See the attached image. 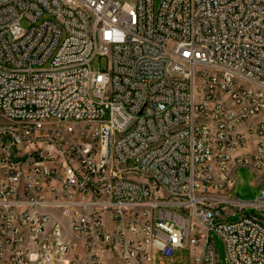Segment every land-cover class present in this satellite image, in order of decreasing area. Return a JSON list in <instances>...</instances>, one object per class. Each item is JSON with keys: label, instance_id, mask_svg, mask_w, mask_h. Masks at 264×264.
Segmentation results:
<instances>
[{"label": "built area", "instance_id": "built-area-1", "mask_svg": "<svg viewBox=\"0 0 264 264\" xmlns=\"http://www.w3.org/2000/svg\"><path fill=\"white\" fill-rule=\"evenodd\" d=\"M0 114V264H264V0H0Z\"/></svg>", "mask_w": 264, "mask_h": 264}, {"label": "rangeland", "instance_id": "rangeland-1", "mask_svg": "<svg viewBox=\"0 0 264 264\" xmlns=\"http://www.w3.org/2000/svg\"><path fill=\"white\" fill-rule=\"evenodd\" d=\"M22 25L24 27H28V22L23 21ZM94 65V67H98V61L94 63ZM7 124V119L0 114V126H5ZM250 143L252 147L254 144V139H252ZM135 165L136 163L134 162V160H128L126 163L127 168H133L135 167ZM262 191H264V168L253 170L248 166H241L235 173V184L233 188L228 189L226 193L230 192L231 196L235 200L249 204L251 202H254L257 197L261 195ZM243 212L247 214H253L254 216L262 219L260 213L250 207H247L245 210H243ZM241 216L242 211L229 208L224 214L223 221L228 223L236 222L241 218ZM213 237L214 246L217 250L220 263L229 264L226 259V252L222 239L218 235H214ZM189 260V250L183 249L175 254L174 264H190ZM171 261L172 260L166 259L165 263L171 264Z\"/></svg>", "mask_w": 264, "mask_h": 264}]
</instances>
